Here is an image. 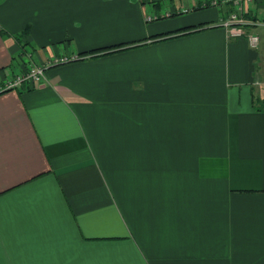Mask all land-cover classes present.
Listing matches in <instances>:
<instances>
[{"label":"crops","instance_id":"1","mask_svg":"<svg viewBox=\"0 0 264 264\" xmlns=\"http://www.w3.org/2000/svg\"><path fill=\"white\" fill-rule=\"evenodd\" d=\"M211 1L0 0V264H264V33Z\"/></svg>","mask_w":264,"mask_h":264},{"label":"built area","instance_id":"2","mask_svg":"<svg viewBox=\"0 0 264 264\" xmlns=\"http://www.w3.org/2000/svg\"><path fill=\"white\" fill-rule=\"evenodd\" d=\"M260 1L262 0H212L211 6L218 7L222 4H231L234 11L230 12L227 18L221 23V26L227 29L229 34L234 37L245 36L250 48L256 49L259 44V37L256 34L247 33L244 28H264V22L255 19L247 21L243 18V14L245 13L244 7L251 6ZM155 19L157 18L150 16L147 18V21ZM20 59L21 66L19 70L17 68V71H12L10 77L6 78L1 88L2 91L20 89L24 85L37 88L45 81V71L47 67L33 62L30 49H25Z\"/></svg>","mask_w":264,"mask_h":264},{"label":"rangeland","instance_id":"3","mask_svg":"<svg viewBox=\"0 0 264 264\" xmlns=\"http://www.w3.org/2000/svg\"><path fill=\"white\" fill-rule=\"evenodd\" d=\"M262 1H263V0H262ZM151 21H153V20H151ZM151 21H148V22H151ZM256 33H257L256 35L260 38V39H259V43H261V38H262V34L264 33V29L258 27V28H256ZM258 47H259V44H258ZM258 47H257V48H258ZM19 62L21 63V59H20V57H18L17 63L15 64V67L18 66L17 64H18Z\"/></svg>","mask_w":264,"mask_h":264}]
</instances>
